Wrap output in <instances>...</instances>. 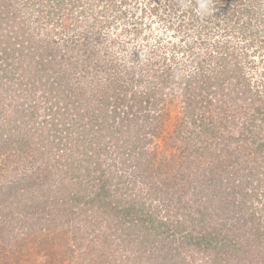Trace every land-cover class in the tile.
<instances>
[{
	"label": "rangeland",
	"instance_id": "obj_1",
	"mask_svg": "<svg viewBox=\"0 0 264 264\" xmlns=\"http://www.w3.org/2000/svg\"><path fill=\"white\" fill-rule=\"evenodd\" d=\"M212 3L213 14L201 19L195 11L197 0H0V11L10 16L8 21L3 18L0 35L5 39L6 34H13L17 43L26 32V38L33 34L36 42L61 49L65 60L59 57V65L43 80L60 72L66 77L64 88L82 87L88 98L84 110L86 105L101 107L94 116L97 120L102 115L96 127L102 123L121 125L127 113H138L134 124L143 126L147 150L139 160V171L149 170L147 161L158 152V157H168L163 160H169L166 170L180 179L179 183L192 179V187L205 186L200 197L186 194L180 207L172 205L176 217H181V205L187 200H212L210 211L223 207L221 216L234 219L232 224L254 214L264 229V0ZM68 44L73 50H68ZM89 58L91 63L84 67L83 61ZM85 72L88 76L84 77ZM19 80L15 75L12 83L6 84L11 93L4 91L5 104H31L33 96L25 95L26 86L15 85ZM187 80L192 89L187 90ZM95 88L100 93L94 97ZM150 90L158 91L155 98L162 95L165 99L160 107L167 116L155 117L157 111L151 108L154 99H147ZM41 93L42 89L35 91V101ZM119 93L125 100L117 111L125 114L115 119L114 108L121 99L116 100L115 94ZM42 104H46L44 100ZM129 134L125 135L132 137ZM110 137L109 131H104L101 144H109ZM9 154H15L4 169L9 178L27 174L32 178L37 169L46 168L47 173L37 178L36 184L50 185L51 192L9 193H17L18 205L25 210H15V206L5 210L3 219H10V211L16 219L0 223V232L6 236L0 246V264H217L204 256L203 247L190 246L176 256L169 255L165 262L155 260L151 249L146 251L138 239L140 232L128 221L120 222L121 214L103 221L80 209L76 217L58 214V208H68L58 202L59 207L50 211L52 197L61 195L72 172L82 168L74 171L63 164L57 167L59 171L50 169L52 161L32 153L22 157L20 149L8 152L3 159ZM130 164L131 159L127 166ZM153 170L165 169L156 165ZM173 183L177 182L171 177ZM26 186L21 184L19 191L30 188ZM8 197L0 200V205L10 201ZM33 204L47 209L37 207L27 215ZM26 215L27 224L23 225L34 229L33 234L27 232L12 241V232H20ZM224 251L218 264H264L262 251Z\"/></svg>",
	"mask_w": 264,
	"mask_h": 264
},
{
	"label": "trees",
	"instance_id": "obj_2",
	"mask_svg": "<svg viewBox=\"0 0 264 264\" xmlns=\"http://www.w3.org/2000/svg\"><path fill=\"white\" fill-rule=\"evenodd\" d=\"M9 17L8 12L0 11V31L3 18L8 21ZM25 34L26 32L21 40H16L17 43L13 42V34H6L5 39H2L0 35V195L3 194L0 200L7 194L10 196L8 199H11L0 205V223L15 222L16 216L13 211H10L12 216L9 220L3 219L7 207L15 206L17 208L15 210H25L24 206L18 205L20 200L16 197L17 193L21 195L29 193L30 190V193L34 195L37 190L40 193L45 190L51 192L50 185L36 184L38 183L36 179L47 173L46 168L37 169L32 174V178H29L28 174L14 178L7 176L4 169L13 162L11 158L15 154H9L4 159L3 157L8 152L20 149L23 152L22 157L32 153L33 157L41 156L45 159L44 161H52L53 167H49L50 169L56 168L59 171L57 167L63 164L70 165L74 171L82 168L78 172H72L70 182L63 187L61 195L52 197L54 201L50 211L59 207L56 203L58 202L60 206L65 203L64 207H68L64 210L58 208L56 211L58 214L76 217L80 209L86 211L88 215H93L95 220L100 218L102 221L108 216L117 218V215L121 214L123 218L120 222L128 221L132 225L131 228L140 232L138 239L143 242L146 251L147 248L151 249L155 260L162 258L165 262L169 255L174 253L173 256H176L175 253L188 246L198 250L203 247L206 252L204 256L211 262L215 259L217 264L220 252L226 249L246 248L253 252L261 249V244H264V229L254 214L249 220L242 215L240 224L241 219L232 224L231 221L234 219L221 216V210L225 211L223 207L220 210L213 209L211 212L209 203L212 200L198 201L192 198L193 202L187 200L183 206L181 205V217H176L177 213L174 214L172 205L178 204L175 207H180V201L186 194L200 197L201 193H204L205 186L199 184L192 187V179L179 183L181 180L166 170L165 163L169 160H163L168 157H158V152L151 154V160L147 161L151 166L148 167L149 170L139 171V160L143 159L147 153L146 140L141 134L143 126L137 124L138 122L134 124L139 120L138 113L135 115L127 113L126 116H124L125 112L123 115L118 114L117 109L125 100L121 98L124 94H115L116 100L119 98L122 100H118L119 103L113 112L115 119L124 116L121 125L102 123L96 127V122L102 115L98 116L97 120L94 116L99 113L98 110L101 107L90 108L86 105L87 111L84 110V102L88 98L82 87L70 85L64 88L62 82L66 77L60 72H53L50 78L43 80L54 65H59V57L65 60L62 50H54L50 44H44L43 41L36 42L33 34L26 38ZM66 46L69 51L73 50L69 44ZM89 63H91L90 58L84 60V67ZM86 70H88L87 67ZM25 74H29V78ZM15 75L20 78L15 85L26 86L25 95L33 96L30 99L31 104L25 101L17 103L11 101L5 104L4 91L11 93L10 89L7 90L6 84H11ZM85 75H87L86 72L84 77ZM185 85L190 87L187 90L192 89L189 80L185 82ZM9 87L12 88L13 85ZM38 89H42V93L40 99L35 101V91ZM99 93V89H93L94 97ZM157 93L158 91L150 90L149 95L146 94V96L148 95V100L151 98L155 100L152 101L151 108L157 111L155 117L159 119L160 116H167V114L165 112L162 114L163 110L160 107L165 99L162 95L160 98H155ZM42 100L46 104H42ZM134 116L133 121L131 118ZM87 117L90 119L86 120ZM106 130L111 134L109 138L111 145L101 144L102 134ZM128 131L132 137L125 135ZM129 159L131 164L127 166ZM156 165L164 168L167 173H164L165 170H153ZM171 177H174L178 184H171ZM182 177L185 179V174H182ZM21 184L30 188L25 187V190L19 191ZM15 191L17 193L9 194ZM37 207L47 209L46 206L33 204L27 215L32 214ZM27 215L21 219L23 223L20 225L22 228L19 229L20 232L15 233L16 230L12 232L14 234L10 237L12 241L27 232L29 235L33 234L31 231L34 229L25 227ZM232 233L233 235L230 236ZM5 238L6 236L0 232V246L2 239ZM55 238L57 240L58 237Z\"/></svg>",
	"mask_w": 264,
	"mask_h": 264
},
{
	"label": "clouds",
	"instance_id": "obj_3",
	"mask_svg": "<svg viewBox=\"0 0 264 264\" xmlns=\"http://www.w3.org/2000/svg\"><path fill=\"white\" fill-rule=\"evenodd\" d=\"M214 10L215 9H214L212 0H197V7L195 11H196L197 16H199L201 19L207 16H211Z\"/></svg>",
	"mask_w": 264,
	"mask_h": 264
}]
</instances>
